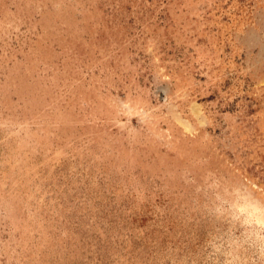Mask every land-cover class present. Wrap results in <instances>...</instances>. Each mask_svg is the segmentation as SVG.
<instances>
[{"label":"rangeland","instance_id":"374dc122","mask_svg":"<svg viewBox=\"0 0 264 264\" xmlns=\"http://www.w3.org/2000/svg\"><path fill=\"white\" fill-rule=\"evenodd\" d=\"M0 264H264V0H0Z\"/></svg>","mask_w":264,"mask_h":264}]
</instances>
